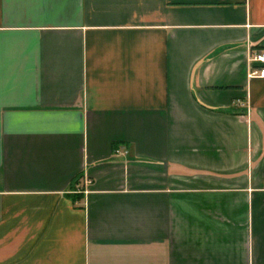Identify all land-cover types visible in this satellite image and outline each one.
<instances>
[{
    "label": "crops",
    "instance_id": "1",
    "mask_svg": "<svg viewBox=\"0 0 264 264\" xmlns=\"http://www.w3.org/2000/svg\"><path fill=\"white\" fill-rule=\"evenodd\" d=\"M262 50L264 0H0V264H264Z\"/></svg>",
    "mask_w": 264,
    "mask_h": 264
},
{
    "label": "built area",
    "instance_id": "2",
    "mask_svg": "<svg viewBox=\"0 0 264 264\" xmlns=\"http://www.w3.org/2000/svg\"><path fill=\"white\" fill-rule=\"evenodd\" d=\"M253 60L261 64V68L257 70H252L251 76L264 77V51H258L252 56Z\"/></svg>",
    "mask_w": 264,
    "mask_h": 264
},
{
    "label": "trees",
    "instance_id": "3",
    "mask_svg": "<svg viewBox=\"0 0 264 264\" xmlns=\"http://www.w3.org/2000/svg\"><path fill=\"white\" fill-rule=\"evenodd\" d=\"M79 178H77L74 182H73V186L76 185L79 182Z\"/></svg>",
    "mask_w": 264,
    "mask_h": 264
}]
</instances>
